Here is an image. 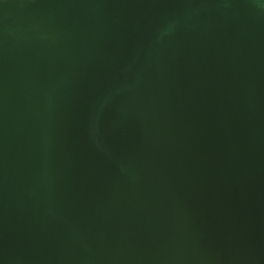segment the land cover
Listing matches in <instances>:
<instances>
[{
  "label": "water",
  "instance_id": "1",
  "mask_svg": "<svg viewBox=\"0 0 264 264\" xmlns=\"http://www.w3.org/2000/svg\"><path fill=\"white\" fill-rule=\"evenodd\" d=\"M0 264H264V0H0Z\"/></svg>",
  "mask_w": 264,
  "mask_h": 264
}]
</instances>
